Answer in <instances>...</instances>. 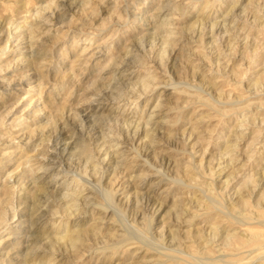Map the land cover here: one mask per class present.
I'll return each mask as SVG.
<instances>
[{"label": "rangeland", "instance_id": "obj_1", "mask_svg": "<svg viewBox=\"0 0 264 264\" xmlns=\"http://www.w3.org/2000/svg\"><path fill=\"white\" fill-rule=\"evenodd\" d=\"M0 264H264V0H0Z\"/></svg>", "mask_w": 264, "mask_h": 264}, {"label": "bare ground", "instance_id": "obj_2", "mask_svg": "<svg viewBox=\"0 0 264 264\" xmlns=\"http://www.w3.org/2000/svg\"><path fill=\"white\" fill-rule=\"evenodd\" d=\"M106 199H107V198H106ZM77 233H78V232H77ZM254 233H255V232H254ZM254 233H253V234H254ZM78 235H79V234H78ZM74 239H75V238H74ZM72 240H73V239H72Z\"/></svg>", "mask_w": 264, "mask_h": 264}]
</instances>
